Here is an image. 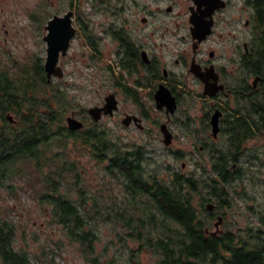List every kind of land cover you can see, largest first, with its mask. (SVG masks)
<instances>
[{"label": "flooded vegetation", "instance_id": "af4514ba", "mask_svg": "<svg viewBox=\"0 0 264 264\" xmlns=\"http://www.w3.org/2000/svg\"><path fill=\"white\" fill-rule=\"evenodd\" d=\"M72 3L68 10L74 11L76 31L60 61L80 40L89 63L107 68L103 100L94 105L108 102L102 118L113 127L155 130L164 150L181 161L168 176L195 174L185 172L193 158L196 168L203 164L198 176L206 180L203 192L209 196L201 205L207 233L260 231L264 210L256 213L254 226H226L231 184L262 178L264 172V0ZM89 116L95 121L90 127H101L102 118ZM213 127H219L216 135ZM181 139L191 148L174 150Z\"/></svg>", "mask_w": 264, "mask_h": 264}, {"label": "trees", "instance_id": "16d2710c", "mask_svg": "<svg viewBox=\"0 0 264 264\" xmlns=\"http://www.w3.org/2000/svg\"><path fill=\"white\" fill-rule=\"evenodd\" d=\"M70 104L41 59L9 65L0 52V191L31 190L86 264H264V212L260 231L207 233L205 179L155 173L144 146L124 148L101 127L69 128ZM70 142L102 164L108 196L85 189ZM108 222L122 238L98 248V230ZM16 235V222L0 212V264H36Z\"/></svg>", "mask_w": 264, "mask_h": 264}, {"label": "rangeland", "instance_id": "374dc122", "mask_svg": "<svg viewBox=\"0 0 264 264\" xmlns=\"http://www.w3.org/2000/svg\"><path fill=\"white\" fill-rule=\"evenodd\" d=\"M72 2L73 0H0V52L4 61L12 65L15 61L30 62L33 59H41L44 65L47 56V43L44 39L47 22L53 14L68 10ZM85 6L86 11H89V5L84 3L83 7ZM89 62L88 48L77 40L68 55L59 61L64 76H54L51 79L53 82H60V86L69 94L71 104L65 114L66 125V118L72 112H76L77 117L85 120L87 125L95 122L87 110L103 100V93L108 84V70ZM83 108L86 111H82ZM99 124L111 140L124 148L144 144L149 170L166 177L171 170L180 168L181 161L164 150L162 142L154 137L155 130L149 134L137 127H113L104 118ZM189 148L191 142L186 143L181 139L173 149L186 151ZM69 149L75 151L74 155L82 174L81 183L84 187L86 185L85 189L94 193H106L108 196L106 181H109V178L102 164H98L87 152H77L71 142ZM196 161L197 158L189 161L185 168L186 173L201 175L203 164L198 169ZM261 177L235 180L231 184L234 195L232 204L228 207L231 221L227 223L226 228L239 230L248 225H256V213L264 210V172ZM115 190H118L120 195L124 194L119 188L115 187L113 191ZM31 192L20 190L17 196L5 189L0 191V212L16 222L17 245L27 249L37 261L36 264H86L76 247L63 236L60 226L51 220L49 207L43 205ZM213 222L211 229H215ZM117 229L119 228H115L111 222L101 226L98 230L101 241L97 247L102 248L109 240L119 242L123 230L118 232ZM131 243L136 245L134 241ZM151 258L148 254L145 256V259Z\"/></svg>", "mask_w": 264, "mask_h": 264}, {"label": "water", "instance_id": "95a60500", "mask_svg": "<svg viewBox=\"0 0 264 264\" xmlns=\"http://www.w3.org/2000/svg\"><path fill=\"white\" fill-rule=\"evenodd\" d=\"M73 14V10H68L63 16L56 13L53 14L47 22V33L44 36L47 43V56L44 62V69L49 81H51L54 76L63 77L64 75V70L59 64V61L61 55L67 54L70 40L76 31L72 23ZM107 105L108 102L103 106H90L88 112L94 120L98 121L102 118L103 113L108 112ZM9 119L13 121L12 115H9ZM66 122L71 129H81L84 127V121L77 118L74 114L67 116ZM218 130L219 127H213V133L215 135L218 133ZM213 207V204H208V208L212 209ZM216 225L218 226V223H216Z\"/></svg>", "mask_w": 264, "mask_h": 264}]
</instances>
